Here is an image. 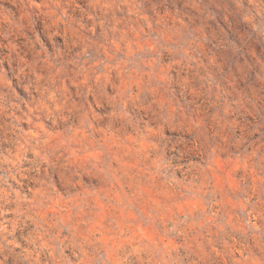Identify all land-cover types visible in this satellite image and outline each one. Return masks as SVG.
I'll return each mask as SVG.
<instances>
[{
    "label": "rangeland",
    "instance_id": "374dc122",
    "mask_svg": "<svg viewBox=\"0 0 264 264\" xmlns=\"http://www.w3.org/2000/svg\"><path fill=\"white\" fill-rule=\"evenodd\" d=\"M0 264H264V0H0Z\"/></svg>",
    "mask_w": 264,
    "mask_h": 264
}]
</instances>
